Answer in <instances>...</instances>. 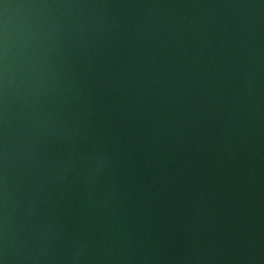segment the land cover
<instances>
[{
	"label": "water",
	"instance_id": "95a60500",
	"mask_svg": "<svg viewBox=\"0 0 264 264\" xmlns=\"http://www.w3.org/2000/svg\"><path fill=\"white\" fill-rule=\"evenodd\" d=\"M3 264H264V0H0Z\"/></svg>",
	"mask_w": 264,
	"mask_h": 264
},
{
	"label": "clouds",
	"instance_id": "9594fccd",
	"mask_svg": "<svg viewBox=\"0 0 264 264\" xmlns=\"http://www.w3.org/2000/svg\"><path fill=\"white\" fill-rule=\"evenodd\" d=\"M0 264H3V261L2 260H0Z\"/></svg>",
	"mask_w": 264,
	"mask_h": 264
}]
</instances>
